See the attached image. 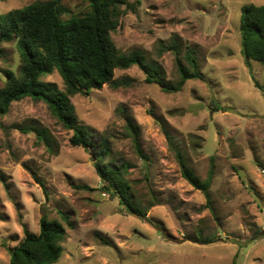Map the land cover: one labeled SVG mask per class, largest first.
<instances>
[{
    "label": "rangeland",
    "instance_id": "rangeland-1",
    "mask_svg": "<svg viewBox=\"0 0 264 264\" xmlns=\"http://www.w3.org/2000/svg\"><path fill=\"white\" fill-rule=\"evenodd\" d=\"M37 1L47 0H0V14ZM60 1L68 10L63 19L89 9V0ZM121 1L112 33L121 53L141 52L174 83L170 48L183 54L191 47L203 77L165 93L132 66L115 70L116 84L71 97L93 141L108 140L106 162L126 166L146 220L99 191L90 154L70 145L71 132L44 103L25 98L0 116V264H8L7 248L24 230L38 234L41 215L59 220L58 211L73 227L55 264H264V66L246 65L239 42L241 8L264 0ZM0 50L1 88L3 72L17 71L20 60L15 43ZM42 80L63 87L56 71ZM125 117L136 127L146 160L135 153ZM30 126L47 130L52 150L24 132ZM176 151L201 180L212 167V212L182 178ZM83 184L92 190L75 189Z\"/></svg>",
    "mask_w": 264,
    "mask_h": 264
},
{
    "label": "trees",
    "instance_id": "trees-1",
    "mask_svg": "<svg viewBox=\"0 0 264 264\" xmlns=\"http://www.w3.org/2000/svg\"><path fill=\"white\" fill-rule=\"evenodd\" d=\"M121 0H89V9L82 14L63 19L68 10L60 0L37 1L20 9L0 14V45L15 43L20 64L17 71L3 72L4 85L0 88V116L8 113L13 102L25 98L42 102L59 125L71 132L69 143L88 152L100 180L99 191L117 199L122 211L146 220V209L140 207L131 185L125 177L126 166L106 162L110 156L109 142L102 138L93 141L92 132L82 125L71 102L75 95H88L114 82L115 70L138 67L148 84H157L165 93L180 92L189 80H203L196 51L186 47L182 54L171 47L175 58L178 80L167 82L163 72L146 61L139 51L121 53L112 39L119 26ZM240 54L246 65L250 61L264 66V5H246L241 8L239 21ZM1 55V50H0ZM56 71L63 87L42 80ZM256 87L260 86L255 83ZM125 129L130 135L136 155L146 160L138 142L133 122L125 117ZM24 132H33L36 139L52 150L53 142L46 129L30 126ZM170 145L173 142L168 137ZM182 178L205 198V207L211 212L210 188L213 169L201 180L187 167L183 154L176 151ZM37 180V179H36ZM38 184L45 192L44 184ZM75 189L90 191L87 185ZM45 194H47L45 192ZM59 220L43 213L39 219L38 234L24 230V237L13 248H7L8 264H55L62 255V244L67 228L73 224L69 215L58 211ZM5 247L4 244H2Z\"/></svg>",
    "mask_w": 264,
    "mask_h": 264
},
{
    "label": "built area",
    "instance_id": "built-area-1",
    "mask_svg": "<svg viewBox=\"0 0 264 264\" xmlns=\"http://www.w3.org/2000/svg\"><path fill=\"white\" fill-rule=\"evenodd\" d=\"M259 175L264 179V168L259 169Z\"/></svg>",
    "mask_w": 264,
    "mask_h": 264
}]
</instances>
